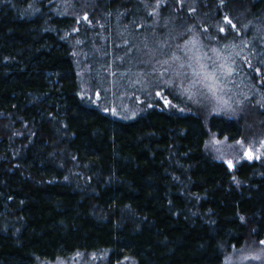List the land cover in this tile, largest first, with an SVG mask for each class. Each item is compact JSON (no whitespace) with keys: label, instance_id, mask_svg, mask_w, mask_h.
<instances>
[{"label":"trees","instance_id":"1","mask_svg":"<svg viewBox=\"0 0 264 264\" xmlns=\"http://www.w3.org/2000/svg\"><path fill=\"white\" fill-rule=\"evenodd\" d=\"M221 3L0 0V264L77 253L109 264H222L231 251L258 247L264 159L232 171L205 150L210 134L238 139L249 120L181 112L170 97L127 118L80 94L82 40L97 64L120 70L128 55L110 43L147 23L180 41L252 51L250 85L264 99V0Z\"/></svg>","mask_w":264,"mask_h":264},{"label":"rangeland","instance_id":"2","mask_svg":"<svg viewBox=\"0 0 264 264\" xmlns=\"http://www.w3.org/2000/svg\"><path fill=\"white\" fill-rule=\"evenodd\" d=\"M144 26L147 32L144 31L137 35H120L121 32H119L116 33L117 38L110 43V45L115 44L118 52L122 51L123 54L128 55V62L120 70L115 69L112 71L109 64L104 67L97 64L98 61L95 55L99 56V53L97 50L92 49L94 47L93 43L86 44V39L82 40L81 43L85 52H81L80 57L77 59L81 97H84L89 103L99 105L106 112L127 118L138 115L142 111L141 106L157 97V92H160L166 100L169 97L171 99L175 98L176 102L174 103L179 109L184 107L183 109H187V111L203 112L205 115L244 117L249 121L246 123L248 127L244 130L242 137L230 140L228 136L220 138L214 133L210 134L205 150L209 156L223 162L226 166L225 161L232 160L234 166L233 169H230L232 171L244 161L264 159V147L261 145V142L264 141V134H262L261 115L259 113L264 110V99L258 97L255 92H258V90L256 88L255 90L252 89L250 85L254 74V70H251V68L254 61H257V58L252 55L253 52L251 51L246 56L247 52H244L241 47L230 46L225 42L216 44L214 40L206 41L198 36L195 37L199 41L197 45L199 54L204 57L203 63L212 65L213 61L223 62L229 56L233 57L229 63L235 68L236 74L224 82L225 88L219 93L223 100L228 101V108L232 111H229L228 108L221 110V105H218L215 100L208 97L202 99L205 94L199 88L190 89L188 94L192 95V99L188 100L184 94V89L190 88V81L187 79H184L183 87L175 89L181 94L179 97L169 94L170 90L164 84V81L174 79L177 71L189 74L192 71L187 66L182 70L179 69L181 62L186 65L192 62L185 56V52L191 55V51L183 48V45L191 38L187 41H180L181 36L178 34L173 36V34L167 32H158L157 30H160L158 28H154L151 32L152 26L148 27L147 23H144ZM214 48L217 49L216 52L213 51ZM173 54L180 56L182 59L172 64L169 74V70L162 67L161 62L169 61L171 63ZM80 59L87 63L80 64ZM154 69L165 72L164 77H160L158 73L154 74ZM260 72H257L259 77L262 76ZM164 102L165 100H162L163 104ZM217 112L220 114L217 115ZM238 141H243V147L240 146ZM248 148L252 149L254 156H260V159L248 160L244 154ZM261 247L264 246L258 243L257 248L247 245L245 248L231 251L225 256L222 264H226L227 261H231L232 264H258L256 261L243 260L242 257L255 253ZM66 258L41 261L39 264H109L106 257L93 253H77Z\"/></svg>","mask_w":264,"mask_h":264},{"label":"snow or ice","instance_id":"3","mask_svg":"<svg viewBox=\"0 0 264 264\" xmlns=\"http://www.w3.org/2000/svg\"><path fill=\"white\" fill-rule=\"evenodd\" d=\"M143 2V0H142ZM159 6V5H157ZM221 6H223V0L221 3ZM150 15H155V12H150ZM87 19V17H85ZM225 22L231 26L232 30H236V25L232 22L231 19L228 17H225ZM191 31V29H189ZM207 31V29H205ZM219 32L227 35L226 30L223 27L219 28ZM240 33L237 32V35ZM199 44V41L193 37L192 39L188 40L187 43L183 45V48L189 49L191 51V55H189L188 52H185V56L188 58L189 61H192L190 63H187V65L184 62H181L179 64V69L182 70L187 66L188 68L192 69L191 73L177 71L176 77L172 80H165L164 84L169 88V94L179 97L181 94L175 89L177 87H183L184 86V79H187L190 81V88L184 89V94L187 96L188 100L192 99V95H189L191 88H199L201 92H203L205 95L203 98L208 97L212 100H215L218 105H221V110H224L225 108H228V101L223 100L222 96L219 95L221 91L225 88V81L228 80L229 77H232L236 74L235 68L229 61L233 59V57L229 56L226 60L223 62L220 61H213L212 65H207L202 62L204 57L199 54V49L197 45ZM163 47V45H162ZM234 47H239L238 45H234ZM214 52L217 51V49H213ZM238 55V53H237ZM182 58L180 56H176L173 54L171 63L169 61H163L161 62L162 67H166L167 70H169V74L171 71L172 64H175L177 61H180ZM259 73V70H256ZM153 73L158 75L160 77H164L165 72H161L158 69H154ZM234 82V81H233ZM157 97H160L161 99H164L162 94L160 92L156 93ZM166 105H171L170 100L165 99ZM151 107L152 105H148ZM229 111H232V109L228 108ZM179 111L183 112L184 109L181 108ZM217 115L220 113L217 112ZM218 143V142H216ZM241 147H243V141H238ZM262 147H264V141L261 142ZM245 156L248 160L252 159H260V156H254L253 151L251 148H248L245 150ZM223 159V157H221ZM227 163V166L229 169H233V161L227 160L225 161ZM235 179V177H233ZM259 245L264 246V239L259 241ZM243 260H251L256 261L258 264H264V247H261L258 251H256L253 254H248L246 256L242 257ZM226 264H232L231 261H227Z\"/></svg>","mask_w":264,"mask_h":264}]
</instances>
